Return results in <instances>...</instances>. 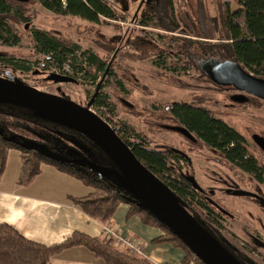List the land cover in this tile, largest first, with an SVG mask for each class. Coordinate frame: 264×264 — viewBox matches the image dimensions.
Segmentation results:
<instances>
[{
	"label": "rangeland",
	"instance_id": "1",
	"mask_svg": "<svg viewBox=\"0 0 264 264\" xmlns=\"http://www.w3.org/2000/svg\"><path fill=\"white\" fill-rule=\"evenodd\" d=\"M109 1L121 14L125 15L124 22L101 17L99 23H94L71 15L54 14L38 2L28 3L26 7L29 9L30 22L11 21L22 37L21 42L13 46L0 44V57L26 60L31 66V70H16L0 60V75L13 76L39 90L67 97L84 106H88L95 93L106 95L107 101L112 105L111 109L106 107V109L97 111L91 106V110L99 116L103 114L102 118L109 117L113 123L134 130L135 134L144 138L149 147L153 149L174 146L185 150L189 157L191 156L193 167L190 168V171L195 175V179L204 187L213 184L214 182L208 179L209 174L205 168L207 159L214 157L211 151L204 149L201 144L197 145L191 142L188 144L181 134L163 129L161 123L173 124L176 122L168 115L167 107L172 103L192 101L212 110L214 114L222 116L228 124L248 139L251 148L257 147L251 139V134L257 132L256 130L264 131V102L259 101L258 107L232 108L229 95L235 93V90L215 85L208 78L210 74L207 77L205 68L201 64L203 60L201 57L203 55L202 48L198 44L191 48L185 40L190 38L202 40L207 37L200 36L212 35L210 43L225 42L227 31L222 19L225 18L227 10L234 12L241 8L239 0H174V13L181 25V28L175 31L144 26L140 22L139 16H133L135 5L141 6V3L145 2L143 7L148 11L147 14H151L153 11H157L156 7L158 6L166 8L167 0ZM169 19L174 25L175 20L171 15ZM33 27L52 31L59 37L78 43L82 50L90 49L106 60V63L111 66L99 90L96 88L102 79V72L98 73L93 68H87L86 70L91 73L87 75L81 70V66L84 65L81 58H78L75 64L76 68L68 63L63 67L54 64L43 67L45 56L39 54L33 47L31 39ZM141 38L145 41L149 40L150 44ZM187 47L189 48L185 49ZM207 48L211 52L214 46L209 45ZM189 49L190 53L194 54L193 58H188L186 54V50L189 51ZM225 59L228 57L223 53L220 61ZM67 67L69 76L75 78V81L56 82L47 78V73H59L57 70H66ZM91 75L98 77L93 79ZM119 79L123 86L119 85ZM123 100L128 101L127 105ZM27 128L30 129V127ZM31 129L37 133L35 136L37 139L47 144L60 147L73 145L58 135ZM21 152V149L16 147L11 148L9 152L6 167L9 171L6 175L9 181L17 177L18 180L20 178ZM83 153L91 161L110 165L108 160H101L104 157L96 150ZM47 164L51 163H42L41 172L36 178L39 177L28 185L47 179L48 172L43 171ZM77 166L91 172L89 167L78 163ZM71 176L77 179L79 185L85 187L88 193L96 190L95 186ZM220 196L227 208V213L231 215L224 213L219 216L216 214L220 224L219 233L236 253L245 255L248 264H264V249L256 247L252 239V237L254 238L252 230L258 226L255 220L246 219L247 217L253 219L255 205L262 207L264 205L258 204L259 200L256 202L255 199H252L253 204L246 200L250 205L246 206L232 195L228 196L222 193ZM262 214L264 221V213ZM122 250L126 252V250Z\"/></svg>",
	"mask_w": 264,
	"mask_h": 264
},
{
	"label": "trees",
	"instance_id": "2",
	"mask_svg": "<svg viewBox=\"0 0 264 264\" xmlns=\"http://www.w3.org/2000/svg\"><path fill=\"white\" fill-rule=\"evenodd\" d=\"M31 1L38 2L54 14L71 15L94 23H99L101 17L109 20L125 21L126 19L125 15L121 14L107 0H0V44L13 46L21 42L22 37L15 26L11 24V21L29 23V9L26 5ZM238 2L241 8L234 12L227 10V14L223 18L224 27L227 31L225 42L209 43L197 38L185 40L191 48L198 44L202 48L203 55L208 52V54L221 59L225 53L228 57L225 60L237 62L251 71L254 76L264 79V0H239ZM172 3L173 1H168L169 10L166 9L165 12L166 17L172 16L175 25H169L167 19L157 17L156 19H152L153 17L145 18L143 22L148 20L149 26L170 31L178 30L177 25L179 23ZM200 37L213 38L212 35ZM31 39L34 49L45 56L46 65L54 64L63 67L68 63L76 68L75 64L78 58H81L82 64H84L81 66V70L87 75L91 74L90 71L86 70L87 68H93L98 73L102 72L103 76L96 90L102 86L111 65L107 64L106 60L92 50H82L78 43L68 41L52 31L37 27L31 29ZM209 45L214 46L211 52L207 48ZM190 52V49L189 51L186 50L188 58H193L194 54ZM0 60L16 70H31L30 65L25 66L28 62L26 60L5 56L0 57ZM91 76L93 79L98 77L97 75ZM118 83L123 86L120 79ZM107 100L106 95L95 93L88 106H93L97 111L106 109V107L111 109L112 105ZM167 110L171 119L200 137L206 145L223 151L230 160L241 167L254 170L256 160L252 161V159L245 158L248 153L246 139L223 119L215 118L213 112L195 102H174ZM105 120L117 128L120 137L130 145L143 164L172 190L204 228L231 251L212 231L216 221H211L210 217H205L208 208L206 203L200 200L197 204L195 203L194 199H198L199 196L194 191L195 184L189 178V181L186 180L184 174L175 167L181 160H185L184 156L178 154L180 151L172 146H166L165 149H153L149 147L144 138L135 134L134 130L113 123L109 117H106ZM0 127L4 129V135L0 133V179L6 170L11 148H20L22 151V171L18 180L19 184H30L41 172L42 163H51L68 174L82 179L86 184L96 187V190L87 196L70 198L89 216L102 223H109L118 207L121 204H128L130 205V213H138L146 223L164 230V234L156 238L157 242H172L186 251L185 261L191 260L194 264H205L165 223L127 191L116 175L110 179L105 178L96 172L82 170L70 162L56 160L44 152L29 149L22 144L27 140L37 141V137H35L37 133L32 131L31 128H33L65 138L86 152L96 150L103 155L104 159L101 160H108L112 167L117 168L105 152L88 137L69 126L54 123L35 115L31 109L5 103H0ZM11 135H15L18 141H9L6 137ZM26 138L27 140H25ZM176 160L177 163H175ZM205 220H207V225H205ZM208 222L211 228H209ZM76 245L88 247L104 264H155L145 257L129 255L128 251L125 252L115 247L112 238H95L83 233H75L62 243L48 246L26 238L11 224L0 223V264H48L52 256L64 248ZM231 253L243 262L237 254L232 251Z\"/></svg>",
	"mask_w": 264,
	"mask_h": 264
},
{
	"label": "water",
	"instance_id": "3",
	"mask_svg": "<svg viewBox=\"0 0 264 264\" xmlns=\"http://www.w3.org/2000/svg\"><path fill=\"white\" fill-rule=\"evenodd\" d=\"M212 71L219 78L231 80L248 92L264 96V79L254 76L237 62L229 60L219 63ZM49 79L56 82L75 81L72 76L57 73H52ZM123 101L127 105L128 101ZM0 103L31 109L35 115L69 126L92 140L117 168L87 158L80 159V162L105 178L110 179L116 175L123 187L165 223L205 264H244L210 234L172 190L143 164L130 145L120 137L117 128L89 106L39 90L13 76H0ZM164 128L194 139L190 131L182 125H164ZM0 133L4 135L2 127ZM6 138L12 142L18 141L15 135ZM22 144L29 149L44 152L56 160L71 162L64 156L51 153L43 141H25ZM189 179L197 188H201L194 177Z\"/></svg>",
	"mask_w": 264,
	"mask_h": 264
},
{
	"label": "crops",
	"instance_id": "4",
	"mask_svg": "<svg viewBox=\"0 0 264 264\" xmlns=\"http://www.w3.org/2000/svg\"><path fill=\"white\" fill-rule=\"evenodd\" d=\"M134 7L135 10L138 5ZM44 170L48 172L45 181L24 186L19 184L18 177L9 181L6 168L0 179V223L11 224L26 238L48 246L62 243L75 233L105 238L104 224L86 214L70 199L92 192L88 193L77 179L54 165L47 164ZM109 224L122 234L145 241L144 256L155 264H194L191 260L185 261L186 251L180 246L172 242H157L156 238L163 235L164 230L146 223L140 214L130 213L128 204L118 207ZM48 264L104 262L88 247L76 245L52 256Z\"/></svg>",
	"mask_w": 264,
	"mask_h": 264
},
{
	"label": "flooded vegetation",
	"instance_id": "5",
	"mask_svg": "<svg viewBox=\"0 0 264 264\" xmlns=\"http://www.w3.org/2000/svg\"><path fill=\"white\" fill-rule=\"evenodd\" d=\"M168 1L169 0H167L166 8H161L160 6H158V7H156L157 11L156 12L153 11L151 14H147L148 11L146 9H144V7H143V4L145 2H142L141 6H138L137 9L134 10L135 12L133 13V16H135V17L139 16L140 22L144 26H149L148 20L145 22H143V21L145 18H150V17H153L152 19H156V17L157 18H163V19L165 18V19H167V21H169V25H172V23L169 19V16L166 17V12H165L166 9L169 10L168 9ZM171 1H173L172 5H173V9H174V0H171ZM174 12H175V10H174ZM168 15H170V12H168ZM223 24H224V22H223ZM177 27L179 29V28H181V25H177ZM203 36H207V35H203ZM141 40H144V39L141 38ZM202 40L204 42H209V43L212 42L211 38L202 39ZM144 42H147L150 44L149 40H147V41L144 40ZM201 57L203 59L201 64L205 68L206 75L208 77V74H210V77H208V78L212 82H214L215 85H217L219 87L221 86V87H226V88H233L235 90V93H232L229 95V99L231 100V107L232 108L241 109L244 107L247 108L249 106L258 107V105H260L259 101L264 102V96L256 95V94H253L251 92H248L247 90L243 89L242 87L236 85L231 80L219 78L217 76V73L216 72L214 73L212 71L213 67L216 66L217 64H219V63L221 64V63H223L225 61H229V60L220 61V59L218 57L215 58V56L209 55L208 52H205V55H203ZM199 60H200V58H199ZM26 65H28L27 62L25 64V66ZM45 66L48 67L50 65H46V62H45L43 64V67H45ZM21 71H23V70H21ZM43 71H45V70H43ZM249 72L252 73L251 71H249ZM57 74H59V73H57ZM50 75H51V73H47L48 79H49ZM60 75H66V74L60 73ZM11 77L12 76H9L8 78H11ZM184 102H192V101H184ZM208 111L213 112L210 109H208ZM214 115H215V118L218 117V118L223 119L222 116H220L219 114L218 115L214 114ZM225 122H227V121H225ZM164 125H181V124L177 121L173 124H166V123L162 124L161 123V127L163 129H166V128H164ZM166 130H168V129H166ZM169 131H172V130H169ZM256 131L257 132H254L251 134L252 141L257 145V147H255V148H251L248 139L241 132L238 131L246 139V146H247L248 153L245 155V158L246 159H252V161L256 160L254 170H252V169L247 170V169L241 167L240 165L236 164L235 162L230 160L223 153V151L206 145L205 142H203L200 137H198L197 135H195L191 131H190V133L193 135L194 139H189L188 137H186L182 133L177 132L185 138V140L188 142V144L190 142L197 144V145L201 144L204 147V149H208L209 151H211L212 155L214 156L212 158H208L207 159V165H205V168L209 174L208 179L214 183L204 187L197 181L201 188L196 187L194 189L195 193H197L199 195L197 197L198 199H194V201L196 204L199 200L206 203L208 208H207L205 217L206 218L210 217L211 221H216V223L214 224L215 228H213L212 231L215 232L216 236H218V238H220V240L232 252L237 254L243 260V262L245 264H248V262L245 260V255L236 253L235 250L232 249V247H230L227 244V242L223 239L222 235L219 233L220 224L217 221L218 220L217 215L221 216L224 213L231 215L230 213H227V208L223 204V201L221 200L220 195L222 193L227 194L228 196L229 195L234 196L235 199H239L240 201H242L241 203L242 204L244 203L246 206H250L246 200H249V202L251 204H253L252 199H255L256 202H257V200H259V202H257V203L264 205V131H259V130H256ZM25 140H27V138ZM27 141H29V140H27ZM40 141H42V140L37 139L36 142H40ZM43 144H45L47 146V148L49 149V151L51 153H56L58 155H61V156H64V157L70 159L71 160L70 164L77 166V163H78V164L83 165L84 167L88 168V166H86L85 164L80 162V159H82V158L88 159V157H86L84 155L83 152H85V151L83 149H80L74 145H72L71 147H68V146H65V147L61 146L60 147V146H56V145L47 144L44 141H43ZM172 147L179 150L180 152L184 153V154H181L180 152L178 153L181 156H184L185 160H181L180 163L176 164L175 167H177L179 169V171L184 174L183 175L184 178L189 181V179H188L189 177L195 176L190 171V168L192 169V167H193L192 166V159L190 158L191 156L189 157L187 152L183 149L181 150L179 147H174V146H172ZM78 149H80L83 152H81ZM175 163H177V160L175 161ZM255 206H256L255 207V214L253 213L254 214L253 219L248 218L246 215L245 216L247 217L246 219H250L251 221H253V220L256 221V225L258 227L253 228L252 232L254 234V238L252 237V239L254 240V245L256 247L264 249V221L262 218V215H263L262 213H264V207L257 206V205H255ZM204 222H205V225H207V220H205ZM208 224H209V222H208ZM209 228H211L210 224H209Z\"/></svg>",
	"mask_w": 264,
	"mask_h": 264
},
{
	"label": "built area",
	"instance_id": "6",
	"mask_svg": "<svg viewBox=\"0 0 264 264\" xmlns=\"http://www.w3.org/2000/svg\"><path fill=\"white\" fill-rule=\"evenodd\" d=\"M69 67V65L67 64ZM68 67L66 70H57L59 73H65L70 75ZM103 234L105 238H112L114 240L115 247L128 251L131 255L145 257V241L134 238L128 234H122L119 230L111 226L109 223H103Z\"/></svg>",
	"mask_w": 264,
	"mask_h": 264
}]
</instances>
